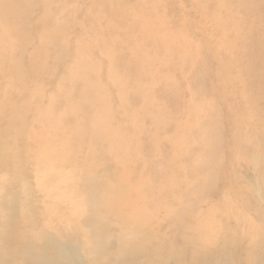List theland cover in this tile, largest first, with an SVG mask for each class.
I'll return each instance as SVG.
<instances>
[{
  "label": "rangeland",
  "instance_id": "rangeland-1",
  "mask_svg": "<svg viewBox=\"0 0 264 264\" xmlns=\"http://www.w3.org/2000/svg\"><path fill=\"white\" fill-rule=\"evenodd\" d=\"M0 194V264H264V0H0Z\"/></svg>",
  "mask_w": 264,
  "mask_h": 264
},
{
  "label": "bare ground",
  "instance_id": "bare-ground-1",
  "mask_svg": "<svg viewBox=\"0 0 264 264\" xmlns=\"http://www.w3.org/2000/svg\"><path fill=\"white\" fill-rule=\"evenodd\" d=\"M256 99V98H255ZM1 195V194H0ZM263 202V201H262ZM244 205V204H243ZM249 206V205H248ZM1 208V207H0ZM20 210V209H19ZM49 215V214H48ZM242 215V214H241ZM245 215V214H244ZM47 217V216H46ZM48 218H51V217H48ZM1 221V220H0ZM26 222V221H25ZM2 223H3V220H2ZM89 223V222H88ZM91 223V222H90ZM4 224H5V222H4ZM47 224V223H46ZM45 224V225H46ZM77 224V223H76ZM1 225V224H0ZM73 225H75V224H73ZM93 225V224H92ZM60 226V225H59ZM41 227H42V225H41ZM75 227V226H74ZM95 227H96V225H95ZM94 227V228H95ZM107 227H108V224H107ZM60 228V227H59ZM106 228V227H105ZM250 228V227H249ZM41 229V228H40ZM40 229H39V231H40ZM47 229V228H46ZM63 229V228H62ZM98 229V228H97ZM201 229V228H200ZM42 230H44V226H43V228H42ZM58 230V229H57ZM91 230V229H90ZM99 230V229H98ZM23 231V230H22ZM38 231V230H37ZM38 231V232H39ZM228 231V230H227ZM234 231L236 232V230L234 229ZM239 231V230H238ZM261 231V230H260ZM16 232V231H15ZM20 233H21V231H19ZM26 232V231H25ZM62 232V231H61ZM107 232V231H106ZM29 233V232H28ZM36 233V232H35ZM41 233H42V231H41ZM224 233V232H223ZM245 233H247V232H245ZM250 233V232H249ZM30 234H32L31 232H30ZM39 234V233H38ZM44 234V233H43ZM48 234V233H47ZM93 234V233H92ZM227 234V233H226ZM260 234V233H259ZM33 235V234H32ZM65 235V234H64ZM98 235H100V234H98ZM223 235V234H222ZM231 235V234H230ZM249 235V234H248ZM36 236H37V234H36ZM39 236H41V235H39ZM47 236V235H46ZM143 236V235H142ZM184 236V235H183ZM234 236V235H233ZM38 237V236H37ZM44 237V236H43ZM62 237V236H61ZM196 237V236H195ZM228 237V236H227ZM238 237V236H237ZM31 238H32V236H31ZM85 238V237H84ZM83 238V239H84ZM90 238H91V236H90ZM93 238V237H92ZM132 238V237H131ZM139 238V237H138ZM180 238V237H179ZM181 238H182V236H181ZM186 238V237H185ZM197 238V237H196ZM17 239V238H16ZM45 239V238H44ZM49 239V238H48ZM55 239V238H54ZM94 239V238H93ZM140 239V238H139ZM34 240V239H33ZM53 240V239H52ZM67 240H68V238H67ZM181 240V239H180ZM238 240V239H237ZM58 241V240H57ZM134 241V240H133ZM179 241V240H178ZM262 241V240H261ZM37 242H38V240H37ZM36 242V243H37ZM66 242V241H65ZM232 242V241H231ZM234 242H236V241H234ZM239 242V241H238ZM38 243H40V242H38ZM37 243V244H38ZM64 243V242H63ZM99 243V242H98ZM189 243H190V241H189ZM188 243V244H189ZM45 244H47V243H45ZM187 244V245H188ZM193 245H194V243H192ZM241 244V243H240ZM64 245V244H63ZM67 245V244H66ZM74 245V244H73ZM92 245V244H91ZM116 245V244H115ZM56 246V245H55ZM71 246V245H70ZM93 246V245H92ZM125 246V245H124ZM195 246V245H194ZM218 245L216 244L215 245V247L216 248H218L217 247ZM231 246V245H230ZM15 247V246H14ZM61 247V246H60ZM64 247V246H63ZM76 247V246H75ZM109 247V246H108ZM116 247V246H115ZM122 247V246H121ZM127 247H129V246H127ZM93 248H94V246H93ZM120 248V247H119ZM188 248H189V246H188ZM81 249V248H80ZM92 249V248H91ZM125 249V248H124ZM130 249V248H129ZM190 249V248H189ZM211 249H214V248H211ZM234 249V248H233ZM55 250V249H54ZM57 250V249H56ZM59 250V249H58ZM82 250V249H81ZM128 250V249H127ZM151 250H152V252H153V249L151 248ZM221 250H223V249H221ZM220 250V251H221ZM249 250V249H248ZM61 251V250H60ZM67 251H68V249H67ZM73 251H74V249H73ZM89 251V250H88ZM91 251V250H90ZM89 251V252H90ZM117 251V250H116ZM122 251V250H121ZM129 251V250H128ZM132 251H133V249H132ZM211 251V250H210ZM214 251V250H213ZM216 251V250H215ZM57 252V251H56ZM77 252V251H76ZM95 252V251H94ZM106 252V251H105ZM134 252V251H133ZM155 252V251H154ZM199 252V251H198ZM205 252V251H204ZM212 252V251H211ZM18 254H19V252H17ZM61 253V252H60ZM130 253H131V251H130ZM220 253V252H219ZM71 254V253H70ZM78 254V253H77ZM82 254V253H81ZM84 254V253H83ZM87 254V253H86ZM90 254V253H89ZM134 254H135V252H134ZM140 254V253H139ZM142 254V253H141ZM152 254V253H151ZM205 254H206V252H205ZM215 254V253H214ZM2 255H3V252H2ZM79 255V254H78ZM208 255V254H207ZM61 256V255H60ZM75 256V255H74ZM83 256V255H82ZM91 256V255H90ZM105 256V255H104ZM138 256V255H137ZM212 256V255H211ZM80 257V256H79ZM91 257H93V255L91 256ZM98 257V256H97ZM131 257V256H130ZM194 257V256H193ZM2 258H4V257H2ZM87 258V257H86ZM85 258V259H86ZM106 258V257H105ZM133 258V257H132ZM135 258V257H134ZM207 258V257H206ZM127 259V258H126ZM148 259V258H147ZM191 259V258H190ZM192 259H194V258H192ZM245 259V258H244ZM3 260V259H2ZM66 260V259H65ZM91 260H93V259H91ZM108 260H109V258H108ZM142 260V259H141ZM246 260V259H245ZM78 261V260H77ZM83 261H84V259H83ZM88 261V260H87ZM90 261V260H89ZM88 261V262H89ZM243 261V260H242ZM15 262V261H14ZM92 262V261H91ZM109 262V261H108ZM120 262V261H119ZM118 262V263H119ZM141 263V262H140ZM87 264V263H86ZM105 264V263H104ZM109 264V263H108ZM113 264V263H112ZM122 264V263H121Z\"/></svg>",
  "mask_w": 264,
  "mask_h": 264
}]
</instances>
